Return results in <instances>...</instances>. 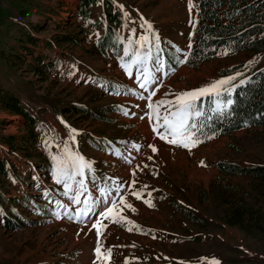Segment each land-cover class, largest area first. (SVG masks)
<instances>
[{"label":"rangeland","instance_id":"1","mask_svg":"<svg viewBox=\"0 0 264 264\" xmlns=\"http://www.w3.org/2000/svg\"><path fill=\"white\" fill-rule=\"evenodd\" d=\"M114 1L126 14L127 25L120 30V36L126 48L131 49L128 55L124 50L119 58L105 59L89 52L93 45L89 41L99 38L102 28H92L88 35L79 34L83 26L89 30L92 21L83 22L77 16L78 0H38L42 6L25 17L28 26L5 30L9 37L7 44L0 42V93L10 90V95L18 96L38 116V144L32 151L33 157L25 155L31 148L26 149L28 144L22 143L20 152L9 154L7 144V151L1 152L10 156L13 172L19 176L13 193L22 202L24 216L36 221L14 233L1 230L0 264L96 261L98 237L92 224L97 217L79 223L65 214L70 212L74 216L85 207L83 203L74 204L70 198L74 192L65 195L67 190L57 182L58 161L68 159L69 153L92 164L91 171L76 176V181L83 180L87 188L82 201L101 199L98 190L114 189L116 182L123 186L119 194L111 191V197L132 223L102 219L107 228L101 229L99 240L102 251L112 249L110 264H209L213 259L219 264H264V238L226 223L222 218L223 206L213 201L209 190L213 181L222 180L218 177V160H234L243 165L264 163V126L215 136L189 151L159 139L152 130L154 121L145 115L150 111L149 101L141 98L157 88L152 101L172 100L175 94L243 73L251 66L264 65V54L255 59L249 53L222 49L217 58L198 68L184 63L174 72L164 63L163 71L168 74L157 73L158 83L141 89L140 69L133 67V75L129 76L124 65L131 63V52L139 51L142 55L146 50L135 43L141 35L148 34L143 25L147 22L155 27L159 40L170 39L182 50V56L196 42L197 7L189 12V0ZM2 4L8 6V1L2 0ZM93 11L92 20H99L102 5L97 4ZM193 18L195 25L190 22ZM2 33L0 30V38ZM77 33L82 45L61 40ZM20 36L24 39L18 41ZM30 36H34L33 41ZM129 41L133 44L129 45ZM2 47L7 49L6 53H2ZM16 49L19 55L13 54ZM225 50L227 55L223 54ZM51 58L57 61L47 74L33 71L34 65ZM235 65L240 67L237 72L223 73ZM27 80L33 81V89L24 86ZM68 102L87 103L100 116L65 112L70 106ZM0 134H29L25 118L0 105ZM247 142L250 143L245 146ZM149 145L157 151L153 152ZM69 171L74 169L70 167ZM232 181L242 187L250 184L249 179L238 176H233ZM201 187L209 191L205 200L200 198ZM133 192L142 195L137 198ZM128 203L135 211L125 206ZM103 207L106 205L97 211ZM188 210L203 216L205 222L193 221Z\"/></svg>","mask_w":264,"mask_h":264},{"label":"trees","instance_id":"2","mask_svg":"<svg viewBox=\"0 0 264 264\" xmlns=\"http://www.w3.org/2000/svg\"><path fill=\"white\" fill-rule=\"evenodd\" d=\"M7 1L8 6H4L0 0V30H3L0 42L5 41V44L8 43L6 39L9 37L5 32L6 28L16 27L19 29L28 26L29 22L25 17L29 16L31 11L38 10L42 6L38 0ZM97 3H102L103 11L101 18L93 21V6ZM196 5H198L196 42L189 51L191 56L187 65L198 68L217 58L222 49L234 53H249L255 59L259 58L258 54H264V0H200ZM77 15L83 22L92 21L89 30L83 26L79 34L88 35L91 29L96 27L103 29V36L89 49L92 55L105 59L121 56L125 49V42L120 37V30L126 26V20L114 0H78ZM152 31L158 35L153 26ZM79 34H68L61 40L82 45ZM33 37L30 36L29 39L33 41ZM23 39V36L18 37V41ZM19 44L26 46L22 42ZM50 45L52 44L50 43ZM159 48L162 50L159 55L167 68L178 69L180 63L176 62L178 55L176 44L170 39L162 38L161 41L159 40ZM151 50L155 55L157 52L155 41H153ZM1 51L6 53L7 49L2 47ZM14 51L13 54L19 55V49ZM56 61L55 58L49 59L48 62L41 60L40 64L33 66V71L37 74H47L56 65ZM239 68L235 65L224 69L223 73H234ZM242 74L233 83H239L242 79L249 82L236 88L231 95L235 102L233 105L234 114L222 119L213 116L210 125L205 129L208 134L215 131L217 132L216 136L229 135L244 128L264 126V65L251 66ZM24 86L33 89V81L27 80ZM9 91L5 90L0 93V105L15 114L22 115L25 118L29 134L21 137L0 134V235H2L1 230L6 233H14L36 221L24 216L20 206L22 202L13 193L19 176L13 172L14 164L10 156L6 155L5 157L1 152L7 151L3 149L2 145L4 144L9 145L7 151L9 154L20 152L19 147L22 143L23 146L28 144L26 149L31 148V151L25 152V155L33 157L34 152L32 151L38 144V134L35 132L38 116L28 110L18 96L10 95ZM36 96L46 99L44 96ZM213 100L212 97L204 99L203 108L208 115H212L209 109L213 106ZM51 103L56 105L54 102ZM68 103L70 106L66 108L65 112L84 113L95 118L100 116L87 103ZM245 138L250 139L249 137ZM249 143L247 142L245 146ZM217 168L220 173L218 177L222 180L220 182L213 181L209 190L213 201L219 206H223L222 218L226 223L238 226L248 234L264 238V163L254 162L243 165L234 160L222 159L217 161ZM233 176L249 179L250 184L243 187L240 183L235 184L232 181ZM207 192L209 191L205 188H200L201 200H205ZM187 213L196 223L206 220L203 216L196 215L190 210Z\"/></svg>","mask_w":264,"mask_h":264},{"label":"snow or ice","instance_id":"3","mask_svg":"<svg viewBox=\"0 0 264 264\" xmlns=\"http://www.w3.org/2000/svg\"><path fill=\"white\" fill-rule=\"evenodd\" d=\"M198 7L194 3V0H189V12H192L194 8ZM195 25L196 20L193 18L191 21ZM143 27L146 28L149 34L141 35L136 44L139 45V48L146 49L141 55L139 51L131 52L132 59L131 63L124 65L129 76L133 75L132 69L136 67L140 69L139 77L140 83L139 87L141 89H148L151 85L157 84L159 81V76L157 73H164V61L161 59L159 53L162 51L159 48V37L152 31V25L145 23ZM194 34V33H193ZM153 41H155V47L157 49L156 54L152 52ZM133 41H129V45H132ZM189 49L191 44H189ZM131 51L130 48L125 49V55H128ZM178 55L176 62L184 64L188 62L191 53L184 51L182 56L180 55L182 50H176ZM228 54L227 50L223 53ZM151 63V67H149ZM249 63H253L250 61ZM169 71L174 72L175 69L172 68ZM242 73H236L233 76L222 77L218 80L213 81L212 83L202 86L198 89H193L190 91L181 92L175 94L174 99L172 100H158L152 101V97L156 95L157 88H153L149 96H141L142 99L148 100L147 108L150 110L145 115L149 117L152 123L153 132L159 137L160 140L165 141L170 145L181 147L183 149L191 151L193 148L198 147L200 144L204 143L207 140L214 139L217 135V132L213 131L211 134H208L205 129L210 125L213 120V116L224 118L226 116H231L234 114L233 105L234 100L231 98L232 93L236 88H239L241 85L248 83V80H240L239 83H233L237 80V77L242 76ZM130 92L134 90H129ZM120 94V93H117ZM212 97L213 106L209 109V112L212 115L205 113L203 108V103L205 98ZM163 109V111H161ZM128 114L127 112L125 113ZM133 115H135L133 113ZM143 118V117H141ZM75 133V130H72ZM74 139V136H73ZM139 150L140 146H135ZM152 148L153 152H156L157 149L153 145H149ZM117 155H122L119 150H115ZM68 159L59 160L57 164V182L62 184L63 187L67 190L65 195L74 192L70 197L72 202L76 205L83 203L84 208L80 209L73 216L70 212H66L70 219H75L79 223H84L86 219H90L91 216H96L95 223L92 224V227L96 229L97 232V247L94 249L96 254V261L94 264H110L112 249L108 248L102 251V243L99 240V237L103 234L101 229H106L107 225L102 224V219H107L113 223H132L127 221L126 217L122 214L123 209L120 208L116 200L112 199L111 191H115L119 194L123 186L116 182L114 189H99L101 194V199H85L81 200V196L87 192V188L83 180L76 181V176H84L85 170H92V164L89 161H86L80 155L68 154ZM54 159H57L54 157ZM149 159H152L149 157ZM203 164V162H201ZM74 169L73 172L69 171V168ZM134 174V173H133ZM73 182L76 183L77 187L73 188ZM134 184L135 181H132ZM146 187V186H145ZM137 198H140L141 192H133ZM150 195V194H149ZM152 206L150 201H145ZM59 203V202H57ZM121 203L123 204V198H121ZM102 205H106L101 209ZM110 205V206H107ZM128 209L135 211V208L132 204L128 203L125 205ZM59 218V216H58ZM129 231L132 228L128 229ZM209 264H219L215 259L209 261Z\"/></svg>","mask_w":264,"mask_h":264}]
</instances>
